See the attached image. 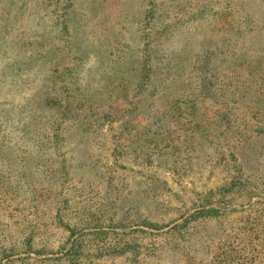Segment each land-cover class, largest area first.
<instances>
[{"label":"trees","instance_id":"obj_1","mask_svg":"<svg viewBox=\"0 0 264 264\" xmlns=\"http://www.w3.org/2000/svg\"><path fill=\"white\" fill-rule=\"evenodd\" d=\"M6 1L7 11H0V60L8 75L33 71L31 57L45 66L51 55L38 53L48 43L54 47V38L64 40L67 56L85 69L75 73L66 68L69 76L53 74L49 91L0 104V124L26 115L30 124L44 126L43 136L55 143L74 136L101 141L107 137L101 128L108 123L120 157L134 152L144 168L155 164L178 184L191 178L192 185L183 191L195 205L176 223L139 218L137 225L151 229L147 231L129 228L135 218L124 199L131 197L118 187L112 190L116 201H103L96 210L72 206V220L62 217L65 205L56 209L59 219L44 223L25 219L38 216L36 205H15L6 215L0 204V215L20 216L6 223L0 219V264H96L97 259L159 264L150 259L158 248L176 264H264V0H148L149 11L142 10L139 19L148 25L147 33L145 27L120 28L116 13L108 27H101L106 12L101 0H55L52 11L49 0H31L24 30L15 24L23 4L17 6L15 0L10 12L13 1ZM89 25L97 27L95 33ZM159 31L160 41L175 31L181 41L171 55L162 58L160 52V65L151 47L142 54L139 46L156 43ZM48 71L45 75H52ZM61 88L62 95L56 92ZM76 165L70 166L73 175ZM60 168L49 178L69 169L67 164ZM85 193L75 189L74 195ZM49 230L67 231L57 249L52 238L42 236ZM144 234L160 235V242H139ZM169 237L174 245H165ZM47 250L54 255H30Z\"/></svg>","mask_w":264,"mask_h":264},{"label":"rangeland","instance_id":"obj_2","mask_svg":"<svg viewBox=\"0 0 264 264\" xmlns=\"http://www.w3.org/2000/svg\"><path fill=\"white\" fill-rule=\"evenodd\" d=\"M12 1V11L10 12H14L16 8L15 0ZM101 1L104 4L103 11H106L101 14L105 17L101 27H108L112 23L115 13L120 17L118 18L117 24L120 28L143 29V27H145L142 30L144 33V30L148 27L144 21L139 22L141 11H149L148 0H123V4L121 0ZM7 2L8 1L5 3V0H0V11H7ZM17 2V6L19 4H23V6L21 7V14L18 15L17 13L16 16L18 24H15L16 27H22V29L25 30L23 26L27 24V17L30 16L28 12L31 6V0H16V3ZM158 2L160 3V0H158ZM47 3V9L52 11L55 0H49ZM61 4L62 3H60V5ZM39 5L41 6L42 4ZM157 8L158 10L155 14L160 15V4ZM77 9L82 14L85 13V9ZM121 9V12L125 14H121ZM26 13L28 14L26 15ZM85 15L87 16L88 13ZM122 15L125 17V21H123ZM120 19H122V22ZM3 22V17L1 18L0 13V25ZM144 24H146V26H143ZM55 27L59 29L60 25L57 26V24H55ZM94 27L93 25H89L87 29H89L91 33H95ZM147 31L148 28L146 29V33ZM175 34L176 35L170 33L166 40H163L162 37L160 41L159 31L156 43L151 42L148 45V43L146 44L143 41V43L139 45L142 48L140 53H145L146 49L151 47L157 57L154 58V60L157 62L156 64L160 65L161 51L164 53L161 55L163 56L162 58H164L169 54L171 55L172 51L179 49L181 44L179 40L180 34L178 31H175ZM52 35H54V31ZM29 37L31 36L29 35ZM54 39L56 40L54 47L53 44L48 43L40 47L38 53V55H40L38 57H42L41 55H51V59L44 62L45 66H42L43 60H36L34 57H31L30 63L32 62V66L34 65L33 71L24 72L22 75H12L11 73L8 75L4 68L3 60H0V104H4L5 102L11 103V101H18L19 99L23 100L38 94L40 91H49L50 88H52V77L55 76L53 74L60 73L64 75L68 72L66 68H70L71 72L75 73L77 70L78 72L82 71L84 63L78 65L77 60L67 56L66 47L68 44H64V40ZM32 55H35V52ZM21 61H25V59L21 58ZM46 69L49 70L47 73H52V75H45ZM64 76L68 77L69 75ZM56 92L62 95L63 89H58ZM29 119L30 117L25 115L24 118L18 119L13 123L4 124L2 122L0 124L3 125L1 129L2 138L0 139V174L2 175V177H0V204L6 206V211H4L6 215L8 214L7 209H12L15 205L20 207L36 205L37 208H34V210L38 213V216L27 214L25 219H31L32 217L33 220L37 219L38 221L49 223L50 221L59 219V217H56V209L59 206H67L65 210H63L65 211V215H62V217L64 220H72L73 214L71 215L69 213L72 206L78 209L86 207L89 209L92 208L93 210L103 201L107 202L108 200V202H111L113 199L116 201L112 193L114 187L115 189L118 187L120 190L126 192V194L129 193L131 197L129 200L124 199L125 204L129 206L132 216L135 218L134 224L129 228H141L151 231L149 227L143 224L137 225V222L140 220L139 218L146 217L145 219L148 221L157 222L160 225L171 220H174L173 222L176 223L182 219L181 214L184 215L186 212L193 209L195 203L187 199L188 194L183 191L192 185L191 181L193 182V180L186 177L182 184H178L173 179L170 172L163 171L155 164L147 165V167L144 168V166L140 164L141 157H135L134 152H130L126 155L125 159L122 156L120 157V155L113 150L115 149L113 147L117 143V138L111 137L113 129L109 127L108 123L101 128L102 133L107 135V137L103 138L101 141H92L91 139L87 140L85 137L74 136L63 140H57V142L54 143L49 137L43 136L42 130L44 126L39 127L32 125L28 122ZM42 120H44V118ZM113 125V128H115L116 123ZM71 163L77 164L76 170L78 173L75 175H73L72 168L70 167ZM65 164L68 165L69 169L68 171H63L61 175L59 174L61 172L60 167ZM116 166L118 169H115ZM54 169H58L59 173L55 174L57 175L55 178L50 179L49 174ZM106 174L111 175V178L108 179ZM86 180L89 181L87 185L90 186L84 187L83 189L81 186H84ZM107 180L109 181L107 182ZM81 182H84V184H80ZM104 183L107 184L108 191H106V185H104ZM197 184L198 183H196V185ZM209 184H204L203 187L200 185L198 189L209 187ZM12 189H15L16 193L10 192L13 191ZM75 189L78 190V193L79 191L81 194L82 192L86 193L75 196ZM122 197H125V195ZM64 198H68L69 204L68 201L67 204H64ZM254 199L255 197L252 198L248 204L242 205L241 208L248 207ZM41 210L45 211V213L42 214L40 212ZM20 211L26 213L28 210L21 209L18 212ZM94 211H92V213H95ZM237 213L239 212H235L232 215L236 217ZM6 215H0V219L4 223L20 217L18 213H16V215H8L7 217ZM93 217L95 218L96 215L94 214ZM214 223L215 222H211L208 224L215 226ZM236 225H238V223H236ZM51 227L52 226H50V228ZM166 229H168V227L162 230ZM65 235H67V231H64L62 234L57 232L53 233V230L52 232L49 230V233L46 234L42 233L43 237L54 240L51 242L52 247H54L53 249H57L58 240L63 239ZM146 235L149 234L142 235L138 241L149 243L150 240L154 239L160 242V235H158L159 237ZM168 241L169 242L165 245H174L172 237H169ZM158 249L155 256H150L152 261H157L159 264H171L173 262L176 264V260L171 256L163 258L166 252L163 251L160 253V248ZM30 255L42 258L44 256H52L54 253L49 251L44 255H36L34 252H31ZM161 256L162 261L160 262ZM12 257L13 256L9 258ZM7 259L8 258H5L2 263L6 262ZM95 261L96 264H116V262L113 263L102 259H97Z\"/></svg>","mask_w":264,"mask_h":264}]
</instances>
